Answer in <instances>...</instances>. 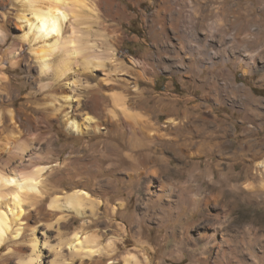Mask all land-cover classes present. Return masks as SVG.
<instances>
[{
    "label": "clouds",
    "instance_id": "obj_1",
    "mask_svg": "<svg viewBox=\"0 0 264 264\" xmlns=\"http://www.w3.org/2000/svg\"><path fill=\"white\" fill-rule=\"evenodd\" d=\"M0 264H264V0H0Z\"/></svg>",
    "mask_w": 264,
    "mask_h": 264
}]
</instances>
